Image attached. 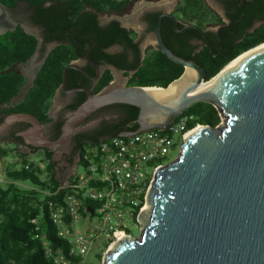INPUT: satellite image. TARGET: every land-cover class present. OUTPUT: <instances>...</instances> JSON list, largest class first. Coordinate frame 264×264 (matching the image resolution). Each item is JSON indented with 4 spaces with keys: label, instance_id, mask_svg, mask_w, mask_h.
I'll return each mask as SVG.
<instances>
[{
    "label": "trees",
    "instance_id": "obj_1",
    "mask_svg": "<svg viewBox=\"0 0 264 264\" xmlns=\"http://www.w3.org/2000/svg\"><path fill=\"white\" fill-rule=\"evenodd\" d=\"M131 2L132 0H0V4L9 9L16 21L13 29L0 33V123L11 113L28 112L47 126L50 138H58L65 119L64 113L74 110L86 95L82 91L77 92L56 119L49 116L48 112L56 90L60 89L64 67L87 50L96 62L121 69L124 76L133 71L127 79V85L166 87L179 77L183 66L173 62L160 49L147 48L142 57L134 30L122 26L116 19L99 23L100 12H121ZM242 2L244 5L253 4L244 0ZM255 2V10L259 11L257 17L264 19L263 0ZM248 8L253 9L242 6L238 10L249 14L251 10ZM159 14L160 11H153L145 15L149 22L148 31L155 32ZM172 14L180 20V26L181 22H187L203 27L210 19L221 22V18L215 16L203 0H178ZM231 20L240 30L238 34L230 36L227 29L220 28L224 40L222 47L216 33L208 31L206 34L211 39V46L207 43L195 50L196 46L190 43V38L200 37L199 33L193 27H188L186 32H172L171 35V19L167 16L161 20V33L168 47L197 63L204 79L209 80L241 52L264 41V25L237 41L246 25L239 22L238 14ZM23 22L39 29L42 40L38 51L42 54L49 44H54L39 67L32 85L27 82L19 65L25 63L36 51L38 39L24 29ZM249 23L250 21L247 24ZM235 26L232 25L230 30H235ZM114 46H118V49L111 51L110 48ZM82 67L91 71L90 67ZM67 73L68 88L80 84L88 87L92 85L76 69H68ZM112 79L111 69L106 67L92 91H100ZM99 113L101 118L96 125L78 129L70 137L68 151L64 154L66 161L77 159V165L85 168L87 162L83 154L88 147L118 135L124 128H137L138 107L135 105L111 103L99 108L84 122ZM184 113L194 115L188 127L195 124L215 126L220 121L216 107L205 101L193 102L181 114ZM27 126L28 123L23 121L14 123L3 140L15 147L24 145L31 150H43L45 161L41 162L44 163V168L31 163L24 164L19 169L7 165L2 167L7 185L0 187V264H57L56 256L59 252L72 262H78L79 257L69 252L70 243L66 238L60 237L58 225L50 216V208L65 206V196L73 194V190L60 187L55 171L57 161L53 159L51 149L27 145L23 137L17 134ZM92 184L96 182L92 181ZM77 195L80 196V193ZM83 199L86 204L95 207V201ZM64 218H67L66 214Z\"/></svg>",
    "mask_w": 264,
    "mask_h": 264
},
{
    "label": "water",
    "instance_id": "obj_2",
    "mask_svg": "<svg viewBox=\"0 0 264 264\" xmlns=\"http://www.w3.org/2000/svg\"><path fill=\"white\" fill-rule=\"evenodd\" d=\"M165 16L176 25L170 11L158 15L156 48L183 66L181 75L166 87L126 83L112 86L113 77L94 93L92 87L100 76L96 64L91 62L96 72L91 75L77 60H72L63 69L60 88L69 93L83 91L86 97L67 114L59 137L50 138L44 124L28 112L6 116L0 123V135L23 121L28 126L17 134L27 145L53 149L66 145L84 120L111 103L138 107L137 128H124L119 136L164 128L193 102L211 103L224 117V124L220 128L199 124L204 128L185 140L179 155L157 171L147 196L151 209L144 215L146 225L138 237H129L110 250L105 264H264V49L210 88L194 92L208 80L197 63L164 43L161 20ZM186 27L196 28L204 36L199 26L189 23ZM34 35L37 49L29 59L41 45V37ZM50 49L27 81L30 85ZM140 49L143 57L145 49ZM83 58L90 61L89 50ZM186 67L194 68L197 76L174 99L160 100L148 90L165 89L182 79ZM68 69L82 72L94 79V84L68 89ZM89 210L92 212L91 207Z\"/></svg>",
    "mask_w": 264,
    "mask_h": 264
},
{
    "label": "built area",
    "instance_id": "obj_3",
    "mask_svg": "<svg viewBox=\"0 0 264 264\" xmlns=\"http://www.w3.org/2000/svg\"><path fill=\"white\" fill-rule=\"evenodd\" d=\"M193 118V114L180 113L164 128L108 137L86 149L83 158L87 165L81 167L84 173H78L80 166L76 163L72 173L60 181V187L71 188L73 194L65 196V206L50 208L60 237L68 240L69 252L79 261L72 262L59 252L57 264H86L85 255L94 245L99 246L94 256L105 257L118 243L134 237L131 226L143 228L151 184L157 171L179 155L187 132L199 125L188 127ZM18 147L29 150L24 145ZM171 150L177 152L176 156L164 163ZM38 166L44 168V163L39 162ZM83 198L95 201V207Z\"/></svg>",
    "mask_w": 264,
    "mask_h": 264
},
{
    "label": "rangeland",
    "instance_id": "obj_4",
    "mask_svg": "<svg viewBox=\"0 0 264 264\" xmlns=\"http://www.w3.org/2000/svg\"><path fill=\"white\" fill-rule=\"evenodd\" d=\"M215 0H204L205 5L209 4L210 6L214 7L216 12L222 13V11L218 8V5H214ZM178 0H132V2L121 12L116 11H103L99 13V20L101 23L108 22L111 19L118 20L122 25L126 28L132 29L135 31V38L142 39L140 45L145 50L149 47L155 46V39L154 34L144 32L143 24L141 23L140 15L146 9L151 8V6L157 5L159 9H165L166 11L171 10ZM207 6V5H206ZM16 24L15 18L9 11L7 7L0 4V31L7 30L9 28H14ZM23 27L26 31L30 33L39 34V29L35 26L28 24L27 22H23ZM53 44H50L46 47V51L52 47ZM46 53V52H45ZM44 54L40 51H37L36 55L33 56L31 59L27 60L25 63L19 65L20 71L27 77V81L34 75L36 69L38 68L39 64L41 63ZM112 75L114 77V81L112 82V86L122 85L127 83V78L124 76L120 71L116 70L115 68H111ZM62 108V102L56 96L52 100V104L49 109V116L52 118H56L59 115V112ZM220 115V114H219ZM67 116V115H66ZM64 116V117H66ZM94 122L91 121L87 125L90 126ZM224 124V117L220 115V121L215 128H220ZM45 129L46 126L44 125ZM82 128V127H80ZM2 147H0V187H5L7 185L6 178L3 175V166L7 165L11 168L19 169L24 164H33L34 166H38L39 162L45 161V153L43 150H31L27 148H19L8 144L6 141L3 140V137L0 138V143ZM6 142V143H5ZM2 148L5 149V152H2ZM53 152L52 156L53 159L57 161L55 165V171L57 178L63 182L74 170L76 165V159L72 162L66 161L64 154L68 151L67 146H61L55 149H51ZM177 152L171 150L170 154L167 158H164V163H167L168 159H172L176 156ZM2 158H4L2 162ZM78 173L83 174L84 171L81 167H78ZM44 177V174L42 175ZM149 210L147 211L150 213L151 206L148 205ZM1 218V216H0ZM146 220L144 221V225H146ZM143 225V226H144ZM77 227H80V224H77ZM130 230L133 236L138 237L140 235V228L131 226ZM99 246H92L88 253L85 255V262L86 264H105V257L103 254L99 256H94L95 252L98 251Z\"/></svg>",
    "mask_w": 264,
    "mask_h": 264
},
{
    "label": "flooded vegetation",
    "instance_id": "obj_5",
    "mask_svg": "<svg viewBox=\"0 0 264 264\" xmlns=\"http://www.w3.org/2000/svg\"><path fill=\"white\" fill-rule=\"evenodd\" d=\"M244 1H248V2H253V4L251 5L250 3H249V5H244V4H242L243 2H242V0H236L235 2L233 1V0H215L213 3H214V5L216 4V5H218V8L222 11V13H219V15H217L218 14V12H216V10H215V8L214 7H212V6H210L209 4H206L207 5V7H208V9L215 15V16H218V17H220L221 18V22H219V21H217V19H214L213 21L210 19V20H207L205 23H204V26L203 27H201V26H199V25H197V24H194V25H197V26H199L202 30H203V32H204V36L196 29V28H193V29H195L196 30V32H198L199 33V35H200V37H191L190 38V43L192 44V45H195L196 46V48H195V50H199V49H201V47H203L205 44H209L210 46H211V44H212V42H211V39L208 37V35L206 34V32H208V31H211V32H215L216 33V35L218 36V38H219V40H220V43H221V47L223 46L222 44H223V42H224V40H223V36H222V34H221V32H220V30L219 31H217V28H225V29H227L228 31V33L227 34H229L230 36L231 35H236V34H238L239 33V27H238V25H236L235 26V23H233L232 22V17L234 16V15H236V14H238V17H239V22H243L245 25H246V28L240 33V36L236 39L237 41L239 40V39H241L242 37H244L247 33H251V32H253L255 29H257V28H259V27H261V26H263L264 25V19H260V18H258L257 16V13L259 12V11H256L255 9V7L257 6L256 5V2L254 3V1L255 0H244ZM203 2H204V0H203ZM263 2H264V0H263ZM177 4V3H176ZM176 6V5H175ZM174 6V7H175ZM242 6H244V7H248V6H250V7H253V9H251V8H248L249 10H251L250 12H249V14L247 13V12H239V10L238 9H240ZM174 7L171 9V10H169L171 13H172V11H173V9H174ZM255 10V11H254ZM153 11H160V13L162 12V11H166L165 9H159L158 8V6L157 5H154V6H151V8H149V9H146V10H144L143 12H142V14L140 15V19H141V23L143 24V28H144V32L146 33V34H148V33H152V34H154L155 35V32H151V31H148V25H149V22H148V20H147V18L145 17V15L148 13V12H153ZM254 11V12H253ZM174 16V15H173ZM168 17V16H167ZM175 17V16H174ZM250 17V18H249ZM170 19H171V23H170V28H171V30L169 31V33L171 34V35H173V33L172 32H174V33H176V34H178V33H182V32H186V30H187V28L188 27H186V28H184L185 27V25L186 24H189V23H185V22H181L182 24H181V26H180V20L179 19H177L176 17V25H174V21H173V19L171 18V17H169ZM249 18V19H248ZM98 19H99V17H98ZM252 19V20H251ZM250 21V23L249 24H247L248 22ZM99 23H101L100 22V20H99ZM106 23V22H105ZM101 24H103V23H101ZM121 24V23H120ZM190 24H192V23H190ZM242 24V23H241ZM232 25H234L235 26V30H230V28H231V26ZM242 26V25H241ZM161 35H162V33H161ZM165 37L167 38V35H165ZM136 39V38H135ZM162 39H163V37H162ZM138 42H139V46H140V48H141V45H140V42H141V40L142 39H136ZM77 46H78V43H76V48H77ZM149 48H153V49H155L156 48V44H155V46H153V47H149ZM118 49V46H114V47H112V48H110V50L111 51H113V50H117ZM85 55V53L84 54H81V55H79L75 60H77V62L81 65V66H87V67H90V70L91 71H88L91 75H95V69H94V67H93V64L91 63V62H94L95 64H96V66H97V68H98V70H99V74L101 75V73L103 72V70L106 68L105 66H106V64H102V63H98V62H96L94 59H92L91 57H90V61L89 60H87V59H84L83 58V56ZM90 56V55H89ZM85 75V74H84ZM86 76V75H85ZM87 77V79L88 80H90V82L92 83V85L94 84V82H95V80L94 79H92V78H89L88 76H86ZM97 81V80H96ZM96 83V82H95ZM91 85V86H92ZM78 86H85V87H88V86H86V85H83V84H80V85H77V86H74V87H78ZM90 86V87H91ZM74 87H71V88H68V89H72V88H74ZM62 91H64L62 88H60V89H57L56 90V92H55V94H54V97L53 98H55L56 96H58V98L61 100V102H62V108L67 104V103H69L70 102V100L71 99H73L74 97H75V95H76V93L77 92H79V91H77V92H73V93H69V92H65L64 91V93H62ZM83 92V91H82ZM85 93V92H84ZM85 95H86V93H85ZM62 108H61V110H62ZM61 110H60V112H59V114L61 113ZM69 112L67 111V112H65L64 113V116H66L67 114H68ZM101 113H99L98 115H96V116H94V117H92V118H90V119H88L87 121H85V122H83V124L81 125V127L82 128H79V129H88V128H91V127H93L94 125H96V123L100 120V118H101ZM54 118V117H53ZM57 118V117H56ZM56 118H54V119H56ZM94 120V122H93V124L92 125H90V126H88L87 124L89 123V122H91V121H93ZM46 126V125H45ZM26 128V127H25ZM10 130V129H9ZM9 130L8 131H6L5 133H3L2 135H0V138L1 137H4L5 135H7L8 133H9ZM46 132H47V126H46ZM68 144V143H67ZM67 144H66V146H67Z\"/></svg>",
    "mask_w": 264,
    "mask_h": 264
},
{
    "label": "bare ground",
    "instance_id": "obj_6",
    "mask_svg": "<svg viewBox=\"0 0 264 264\" xmlns=\"http://www.w3.org/2000/svg\"><path fill=\"white\" fill-rule=\"evenodd\" d=\"M264 49V42L250 48L249 50L245 52H241L238 56H236L234 59L229 61L217 74H215L210 80L207 82L201 83L196 89H194V92H200L203 90H206L213 86L215 83H217L219 80H222L228 76L233 70H235L239 65L243 64L246 60L253 57L257 53H259L261 50ZM197 76L196 70L192 67H186L184 75L182 79L175 80L172 82L167 88L161 89V88H149L148 90H151L153 95L160 99V100H172L175 97H177L181 90L188 84L189 81L194 80ZM204 127L201 125L195 126L194 128L190 129L186 134V140H188L189 137L193 136L194 134L201 131ZM148 204L144 208L143 215H146L149 210ZM145 226V225H144Z\"/></svg>",
    "mask_w": 264,
    "mask_h": 264
},
{
    "label": "crops",
    "instance_id": "obj_7",
    "mask_svg": "<svg viewBox=\"0 0 264 264\" xmlns=\"http://www.w3.org/2000/svg\"><path fill=\"white\" fill-rule=\"evenodd\" d=\"M4 142H1L0 143V147H2V144H3ZM6 143V142H5ZM3 149V148H2ZM3 160H4V158H2V162H3Z\"/></svg>",
    "mask_w": 264,
    "mask_h": 264
}]
</instances>
